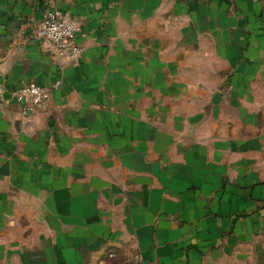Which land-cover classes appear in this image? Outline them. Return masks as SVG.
Listing matches in <instances>:
<instances>
[{
    "label": "crops",
    "instance_id": "1",
    "mask_svg": "<svg viewBox=\"0 0 264 264\" xmlns=\"http://www.w3.org/2000/svg\"><path fill=\"white\" fill-rule=\"evenodd\" d=\"M0 94V264H264V0H0Z\"/></svg>",
    "mask_w": 264,
    "mask_h": 264
},
{
    "label": "built area",
    "instance_id": "2",
    "mask_svg": "<svg viewBox=\"0 0 264 264\" xmlns=\"http://www.w3.org/2000/svg\"><path fill=\"white\" fill-rule=\"evenodd\" d=\"M80 20L56 7L45 10L42 17L30 22L29 37L35 40L45 53H60L71 61H77L82 47L76 41ZM51 95V87L29 81L11 91L12 98L22 104L24 113L44 108Z\"/></svg>",
    "mask_w": 264,
    "mask_h": 264
},
{
    "label": "water",
    "instance_id": "3",
    "mask_svg": "<svg viewBox=\"0 0 264 264\" xmlns=\"http://www.w3.org/2000/svg\"><path fill=\"white\" fill-rule=\"evenodd\" d=\"M0 102H1V94H0Z\"/></svg>",
    "mask_w": 264,
    "mask_h": 264
}]
</instances>
